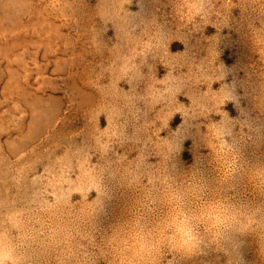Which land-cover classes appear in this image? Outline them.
<instances>
[{
    "label": "rangeland",
    "instance_id": "rangeland-1",
    "mask_svg": "<svg viewBox=\"0 0 264 264\" xmlns=\"http://www.w3.org/2000/svg\"><path fill=\"white\" fill-rule=\"evenodd\" d=\"M258 164L264 0H0V231L23 264H108L115 224L162 211L144 195L165 173L264 214ZM160 260L264 264V230Z\"/></svg>",
    "mask_w": 264,
    "mask_h": 264
},
{
    "label": "clouds",
    "instance_id": "clouds-1",
    "mask_svg": "<svg viewBox=\"0 0 264 264\" xmlns=\"http://www.w3.org/2000/svg\"><path fill=\"white\" fill-rule=\"evenodd\" d=\"M216 164L221 185L241 170L231 151L217 155ZM247 175L258 191H264V164L252 167ZM144 201L162 211H133L115 224L104 238L108 264H161L165 251L189 256L226 241L232 233L264 230V214L259 208L221 196L196 173L183 181L165 173L145 193ZM0 264H23L19 245L7 231H0Z\"/></svg>",
    "mask_w": 264,
    "mask_h": 264
}]
</instances>
